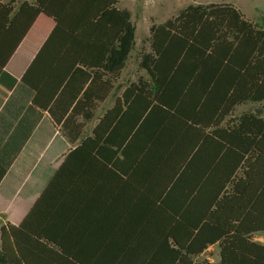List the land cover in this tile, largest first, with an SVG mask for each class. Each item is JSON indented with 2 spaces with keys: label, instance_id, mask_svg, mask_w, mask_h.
Masks as SVG:
<instances>
[{
  "label": "crops",
  "instance_id": "1",
  "mask_svg": "<svg viewBox=\"0 0 264 264\" xmlns=\"http://www.w3.org/2000/svg\"><path fill=\"white\" fill-rule=\"evenodd\" d=\"M128 1L120 0L115 6L129 11L133 18ZM27 4L33 5L34 0H15L10 14L14 24L0 27L4 48L20 39L0 67V164L7 168L0 182V264H64L68 261L52 258L54 251L63 250L89 251L93 256L86 260L94 264L100 251L136 244L119 239L160 233L155 222L159 223L163 201L176 207L177 202L191 200L187 193L194 186L193 176L208 166L214 141L204 137L209 129L173 137L169 131H161L158 138L147 141L151 132L138 126L124 140L130 125L127 117L109 144L94 145L91 139L96 134L103 141L111 133V121L117 114L114 108L118 107V113L122 109V115L127 106L124 90L138 81L127 75L134 51L116 79L106 71L104 78L113 85L110 90L102 82L94 85L88 104L78 109L70 127L64 129V119L98 70L80 63L74 66L84 54L74 37H113L111 13L98 21L82 11L56 7L60 22L44 12L33 20ZM240 8L251 20L256 19L257 14L248 13L247 7ZM87 55L106 54L92 50ZM248 102L253 101L236 105L231 116L257 110L236 112ZM83 112L91 117L85 120ZM79 123H83L81 131ZM87 138L90 145L79 147ZM75 149L80 151L70 158L60 185L46 193ZM188 163L191 165L183 175ZM140 219H151L152 224L140 225ZM5 248L7 254H3ZM19 249L25 261L16 259Z\"/></svg>",
  "mask_w": 264,
  "mask_h": 264
},
{
  "label": "trees",
  "instance_id": "2",
  "mask_svg": "<svg viewBox=\"0 0 264 264\" xmlns=\"http://www.w3.org/2000/svg\"><path fill=\"white\" fill-rule=\"evenodd\" d=\"M14 1L0 2V27L14 24L10 17ZM119 1L34 0L33 5H25L33 20L44 12L60 22L56 7L82 11L90 20L98 21L111 13L113 37H74L76 47L84 52L74 66L80 63L98 70L82 99L64 119V129L70 127L78 109L88 104L94 85L102 82L110 90L113 85L104 78L106 71L116 79L135 50L136 25L129 11L116 8ZM19 40L8 49L0 45V67ZM150 40L151 51L139 55V66L148 77L138 78L124 90L127 106L120 116L122 109L118 113V107L114 108L117 114L108 137L102 141L96 134L91 140L94 145L109 144L127 117L130 125L124 140L136 126L151 132L147 141L164 131L173 137L209 129L204 137L214 141L210 143V162L204 171L196 173L198 176H193L194 186L187 193L190 201L177 202L176 207L163 201L159 223L155 222L160 233L119 239L136 244L132 248L100 251L94 264H264V243L253 238L255 233L264 234V108L231 116L240 103L264 101V27L231 2L193 3L166 21L153 24ZM92 50L106 55L89 57ZM82 114L85 120L91 117L86 112ZM78 127L81 131L83 123ZM89 145L87 138L79 147ZM78 151L68 155L46 193L60 185L66 165ZM200 151L201 148L196 155ZM190 165H186L183 175ZM6 172L7 168L0 164V182ZM139 224L151 225L152 220L140 219ZM4 233L2 227L3 241ZM214 244L219 246L217 263L197 259ZM5 250L3 254H7ZM17 253L16 259L26 260L23 251L19 249ZM54 253L52 258L68 261L64 264H89V251Z\"/></svg>",
  "mask_w": 264,
  "mask_h": 264
},
{
  "label": "rangeland",
  "instance_id": "3",
  "mask_svg": "<svg viewBox=\"0 0 264 264\" xmlns=\"http://www.w3.org/2000/svg\"><path fill=\"white\" fill-rule=\"evenodd\" d=\"M211 2H231L240 7H247L248 13L257 14L254 22H257L264 27V0H131L127 2L128 7L131 9L133 15V22L137 27L138 37L136 40L135 50L130 57L128 66V79L134 80L140 77H148V73L145 72L140 66V53L151 51L150 40V27L155 23L163 22L164 20L177 15L181 9L185 8L189 4L197 3H211ZM252 10V11H251ZM249 19L246 13H244ZM264 108V101L260 102H248L242 105L236 111L239 113L246 109H258ZM254 240L264 243V234L259 232L253 235ZM198 260L208 259L213 263H217L220 259L219 246L216 245L199 256Z\"/></svg>",
  "mask_w": 264,
  "mask_h": 264
}]
</instances>
